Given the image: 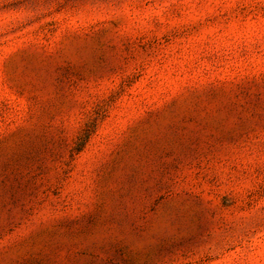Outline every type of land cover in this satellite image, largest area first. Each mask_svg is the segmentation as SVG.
<instances>
[{
    "label": "rangeland",
    "instance_id": "rangeland-1",
    "mask_svg": "<svg viewBox=\"0 0 264 264\" xmlns=\"http://www.w3.org/2000/svg\"><path fill=\"white\" fill-rule=\"evenodd\" d=\"M0 264H264V0H0Z\"/></svg>",
    "mask_w": 264,
    "mask_h": 264
}]
</instances>
